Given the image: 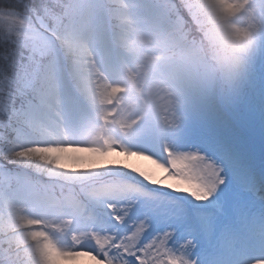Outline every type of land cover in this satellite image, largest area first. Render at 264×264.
I'll use <instances>...</instances> for the list:
<instances>
[{
	"label": "snow or ice",
	"instance_id": "obj_1",
	"mask_svg": "<svg viewBox=\"0 0 264 264\" xmlns=\"http://www.w3.org/2000/svg\"><path fill=\"white\" fill-rule=\"evenodd\" d=\"M78 256L264 264V0H0V264Z\"/></svg>",
	"mask_w": 264,
	"mask_h": 264
},
{
	"label": "rangeland",
	"instance_id": "obj_2",
	"mask_svg": "<svg viewBox=\"0 0 264 264\" xmlns=\"http://www.w3.org/2000/svg\"><path fill=\"white\" fill-rule=\"evenodd\" d=\"M73 113H75V108L72 109ZM116 138L120 139L125 146L132 148L133 150H140L148 153L149 155H153L158 159L166 160V153L164 151V142L167 143L168 147L172 150H187V144H182L178 137L183 135V132L169 135L165 138V141H162L160 138H149V137H142L137 135H132L129 137H124L122 134L119 133L118 130H115L113 133ZM77 142L85 143L86 140L83 137L78 136ZM76 155L83 156L86 158H90L92 154L87 152H78ZM106 163H114V162H126L132 167H138L142 171H147L153 174L157 179H163L164 173L161 169L157 168L152 161L141 158V157H128L116 153H109L105 157H101ZM108 173V174H107ZM105 177H119L124 180L138 183L141 187L145 188L146 190L153 192V193H164L166 190L161 188H156L151 185L144 184L143 181H140L138 178L134 177V174L126 173V170L117 169V170H109L104 173ZM172 182V181H165ZM175 196L176 194H170ZM123 203V202H120ZM86 213L91 215L95 219H104L105 221L111 220V217L108 216V210L101 208L98 205H86ZM97 209V210H96ZM140 213L137 210H132L127 217L128 221H131L133 218H139ZM63 264H95V261L88 256H78L72 261L63 262Z\"/></svg>",
	"mask_w": 264,
	"mask_h": 264
},
{
	"label": "trees",
	"instance_id": "obj_3",
	"mask_svg": "<svg viewBox=\"0 0 264 264\" xmlns=\"http://www.w3.org/2000/svg\"><path fill=\"white\" fill-rule=\"evenodd\" d=\"M108 174V173H107Z\"/></svg>",
	"mask_w": 264,
	"mask_h": 264
}]
</instances>
